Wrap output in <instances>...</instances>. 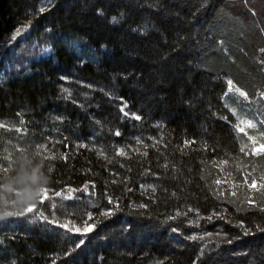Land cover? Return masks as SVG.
I'll list each match as a JSON object with an SVG mask.
<instances>
[{
  "label": "trees",
  "instance_id": "1",
  "mask_svg": "<svg viewBox=\"0 0 264 264\" xmlns=\"http://www.w3.org/2000/svg\"><path fill=\"white\" fill-rule=\"evenodd\" d=\"M0 196V264H264V0H0Z\"/></svg>",
  "mask_w": 264,
  "mask_h": 264
},
{
  "label": "clouds",
  "instance_id": "2",
  "mask_svg": "<svg viewBox=\"0 0 264 264\" xmlns=\"http://www.w3.org/2000/svg\"><path fill=\"white\" fill-rule=\"evenodd\" d=\"M39 185H37L38 187ZM36 188L33 189L32 194H35ZM17 203H24L25 200L24 199H17L16 200ZM11 201L8 199L7 196H0V209L6 208L10 205Z\"/></svg>",
  "mask_w": 264,
  "mask_h": 264
},
{
  "label": "snow or ice",
  "instance_id": "3",
  "mask_svg": "<svg viewBox=\"0 0 264 264\" xmlns=\"http://www.w3.org/2000/svg\"><path fill=\"white\" fill-rule=\"evenodd\" d=\"M241 95H243V93H241ZM40 196H41V202L44 200V199H48V193H47V190L46 189H41L40 192L38 193ZM33 208L32 207H29L28 208V211H32Z\"/></svg>",
  "mask_w": 264,
  "mask_h": 264
},
{
  "label": "bare ground",
  "instance_id": "4",
  "mask_svg": "<svg viewBox=\"0 0 264 264\" xmlns=\"http://www.w3.org/2000/svg\"><path fill=\"white\" fill-rule=\"evenodd\" d=\"M237 123H238L239 126H241V124H242L240 119H237ZM48 213H49V216L51 217L52 216V211L49 210Z\"/></svg>",
  "mask_w": 264,
  "mask_h": 264
},
{
  "label": "rangeland",
  "instance_id": "5",
  "mask_svg": "<svg viewBox=\"0 0 264 264\" xmlns=\"http://www.w3.org/2000/svg\"><path fill=\"white\" fill-rule=\"evenodd\" d=\"M61 206H62V205H59V208H58L59 210L57 209L59 212H60V210H61ZM56 213H57V211H56Z\"/></svg>",
  "mask_w": 264,
  "mask_h": 264
}]
</instances>
